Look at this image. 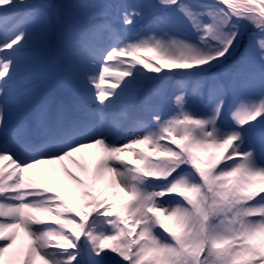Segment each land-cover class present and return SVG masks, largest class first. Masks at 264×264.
I'll use <instances>...</instances> for the list:
<instances>
[{"label": "snow or ice", "instance_id": "obj_1", "mask_svg": "<svg viewBox=\"0 0 264 264\" xmlns=\"http://www.w3.org/2000/svg\"><path fill=\"white\" fill-rule=\"evenodd\" d=\"M0 264H264V0H0Z\"/></svg>", "mask_w": 264, "mask_h": 264}, {"label": "rangeland", "instance_id": "obj_2", "mask_svg": "<svg viewBox=\"0 0 264 264\" xmlns=\"http://www.w3.org/2000/svg\"><path fill=\"white\" fill-rule=\"evenodd\" d=\"M117 3H121V4H126V5H131V4H134L136 2V0H116ZM15 23V21H9L8 24L6 25V27L8 29H11V27L13 26V24ZM67 163V162H66ZM69 168H71L73 171H75V167L71 164L68 165ZM25 239H27L25 237Z\"/></svg>", "mask_w": 264, "mask_h": 264}]
</instances>
